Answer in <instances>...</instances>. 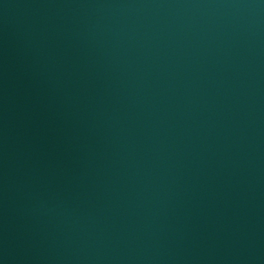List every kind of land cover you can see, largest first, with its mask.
I'll return each instance as SVG.
<instances>
[{
	"label": "water",
	"instance_id": "95a60500",
	"mask_svg": "<svg viewBox=\"0 0 264 264\" xmlns=\"http://www.w3.org/2000/svg\"><path fill=\"white\" fill-rule=\"evenodd\" d=\"M0 264H264V0H0Z\"/></svg>",
	"mask_w": 264,
	"mask_h": 264
}]
</instances>
